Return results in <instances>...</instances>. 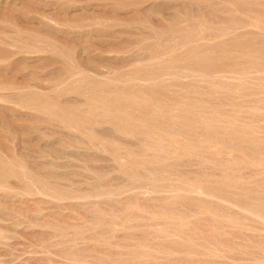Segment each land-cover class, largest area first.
I'll return each instance as SVG.
<instances>
[{
  "label": "bare ground",
  "instance_id": "6f19581e",
  "mask_svg": "<svg viewBox=\"0 0 264 264\" xmlns=\"http://www.w3.org/2000/svg\"><path fill=\"white\" fill-rule=\"evenodd\" d=\"M23 1L25 2V0H0V4H4V5L10 4L12 7H14V9L19 10L23 8V6L21 5ZM31 1L33 3H36V7L33 8L32 5L33 3L31 2L32 7L27 8L24 6V8L32 10V12L33 11L36 12L37 14L35 18L38 20V23H40L36 25H38V27L39 25H43V28L44 27L48 28L47 29L48 31L51 29L52 30L58 29L57 30L58 32L60 29L62 30L69 29V31L70 30L76 32L78 31L77 33L79 34L80 30L82 31L84 29H89L87 31H91V30L94 31V28L95 30H97L98 28L100 29L107 27L109 28L111 26L113 28V25H117V26L123 25V27L134 25L136 28V25L139 26L137 24L138 20L140 21L143 18L142 20L143 22L145 18L149 16L158 17V20L155 19L156 22L153 21V23L155 22L161 26L165 24L166 26L164 27L160 26L162 29L155 30L153 32L154 34L152 33L148 34V35L152 34L149 38L148 36H146V38L148 39L151 38V43L145 46L143 45L145 54L138 55L136 58H134L133 59L134 62L130 63L131 66L130 68L129 67L124 68L125 67L124 66L123 67L124 72L121 71L120 69L119 70L110 69V72L106 70V72L104 73L98 75H92L93 77H95V79H93V77H88L91 75H88V71H89L88 67L87 68L84 67L86 65L82 66L83 61L82 63H80V60L78 59L77 60L79 62L72 61L73 60L72 57H74V55L76 56V54L70 57L72 64L71 65L67 64L68 68L69 66H71L70 69L67 70L68 72L64 74L63 69L61 68L62 69L61 72L63 73L58 72L59 75L57 76V78L54 77L55 79L53 81L51 80L52 82L50 81L51 83L50 87L49 88L47 87V89L46 88L42 89L44 87H41V89L37 88L35 85H32L31 84L32 82L30 81L29 82L27 81L23 82L22 80L19 81L17 77H19L20 74L17 73L15 74L17 66L13 67L14 70L12 69L14 71V74L18 75L17 77L15 75L11 77H7L6 76L7 74L6 73L4 74L3 72V75H5L6 77L4 76L3 78H0V110H1L0 112L1 113L3 110L5 114H7V116L14 117L15 119L18 118L23 122L34 121V119L41 121L43 120V118L49 119V121L47 122H51L53 125L57 127V129L58 128L59 129L61 128V130L66 129L67 131H65V133L70 132L71 134L74 135V137L78 138L79 141H82L83 142L82 146L87 150H89L88 152L93 153L94 151L92 155L95 160L104 162L103 164L104 166L105 163L110 164L109 166L111 167L108 168V171H105L102 176H99V178L104 176L105 178L114 176L115 177L114 179H118L120 180V182H118L117 184L115 183L113 185L111 181L106 180L104 181L105 183L106 182L111 183V184L107 183L108 185H105L108 187H104V186L98 187L100 185L99 180L97 181L95 178L93 182V179L91 177L86 179L87 180L92 179V182L94 184L97 181L98 186L97 184H95L97 187L94 184H93L94 186L93 185L91 186L92 182H89L91 181L89 180L88 184L87 182L84 184L86 186L88 185L87 187L85 186L86 187L85 190H84V186H80L82 188H79V185H76L78 187L70 188V189H61L60 187L57 189L56 188L52 189L49 181H52L51 184L53 186L55 182H58L57 181L58 177H56V180H54L55 178H53L54 181L53 180L46 181L47 180L46 177L41 176L42 173L40 175L36 173V171H34L36 167L35 168L32 167V164L30 165L24 159V157L23 158L21 157L23 155L20 154L19 150H21L23 147L21 146L22 147L21 149L18 148L16 149V146L13 145L14 152H11L9 150L12 153V155L7 154L9 152H7L8 150L6 151L7 152L6 154L10 157L6 158L2 156V154L0 153V195L8 196L9 198L12 197V199L13 197L17 196V200H19V196H21L20 198L22 199V196L28 195L31 197L32 195H34V196H38L37 197L38 199L41 197L43 199L42 201L45 200L44 201L45 203L46 202L48 203L49 201H51L52 203H57V201H59L60 204H63L64 202L65 203L72 202L74 203L73 204L74 208H75V204L76 205L78 204L77 206L81 207V205L84 206L86 204L87 205L93 204V202H99V204H101L100 206H102L105 202L108 204L109 202L112 203L113 201L114 206L116 205L115 207L109 204L111 207L113 206L112 208L109 209V205H107L108 206L107 207L106 203L105 205L102 206L104 210L107 207L106 208L107 210H105L106 212L112 210L113 208L116 209V207L119 205V203L117 205L116 202L119 201L122 202L123 200H127V203L123 201L124 203L127 204V206L122 202L123 203L121 204L122 207L126 206L127 208H133V212H136L135 211L136 209L137 210L141 209V211H144V213L142 212L139 214L133 213L131 209H130L131 213H129L130 211H127L129 210L127 209L126 211L128 213L126 212V215L122 216L121 214L119 215L118 212L119 210H123L124 207L122 208L121 206H119L117 207L118 211L115 210L117 213L113 210L117 214L116 218L119 216L120 218L145 217L147 219H151L152 221L149 220L148 222L147 221L143 222L144 219H142L143 221H141V223L139 221L140 224H138V220L141 219L137 218L138 219L136 222L137 224H131L133 222H129V224H126V222L128 221L126 222L124 221L130 220L129 218L128 219L124 218V221L121 218L122 220L121 222L120 220L116 221V219H114L115 221L109 222L107 219L103 220V216L105 215L104 211H103L104 215L103 216L100 215L102 221H106V222L108 221L110 223L109 226L112 229H109L108 227L106 228L112 230L111 232L115 231L113 229H118V228L126 229V227H128V231L130 232L136 229L138 230V228L146 229V231L148 230L150 231V232L148 231V233L146 232L143 234V232H145L144 230L142 234L139 232L140 235L134 232L131 233V235H129L130 232H125L129 234L122 233V236L126 238V235H128L129 238L128 237L126 238L128 241L123 242L125 239L123 240L121 238L120 240V238H118L117 236H116L117 240L119 239L118 241H120L119 243L117 240H116L117 243L113 240L110 241V242L113 241L112 243L115 242L117 247L123 246L128 248V251L126 250L127 253H125V255H128V257L124 256L123 264L125 263L126 264H264V0H31ZM10 5L9 7H11ZM50 6L51 8L52 7L55 8L54 10L58 8L61 11H64L65 14H67L66 16L68 15L70 16L71 14L70 12H73V14L71 17L66 18L65 20L62 19L60 20L52 17L51 14H46L45 12H40L38 10V8L43 9V7L49 8ZM6 7L8 8V6ZM182 7L189 10L190 12L189 11L185 13L179 12V9ZM27 9H25V13ZM58 9H57V13H59L60 11V10L58 11ZM96 11L102 12V14L98 12L96 13ZM121 11L125 13L122 14ZM10 12L12 13L14 11L10 10ZM83 12L88 13L86 14L87 16L84 15H82L84 17H80L79 15L77 16V14ZM18 13L20 12H17L16 16L19 17L20 15H18ZM106 13H111V15L113 14L114 16L107 15ZM130 13L134 14V16L132 15L133 18L131 16H130L131 18H129ZM1 14L2 16H0V25H2L3 27L0 26L1 27L0 50H3L5 48L6 51L9 52L8 54L13 55L14 58L18 56L24 62L25 60L27 62V60L29 59L37 61L38 59H34V57L38 58L37 56L52 52L56 53L57 55H63L61 53L62 48H60V46L58 45V41L56 40L57 41L56 42L53 36L51 38L48 37L49 35L47 36L44 33L45 32L44 30H46V28L43 30L44 32L41 30L44 34L40 32H34L31 30L29 31V29L28 31L22 30L21 29L22 27L20 28V25L18 24L14 25L13 23H10L11 21L6 19V17L3 18V13ZM148 20L150 19L148 18ZM30 23L31 21L28 23V25ZM18 28L21 30V32L26 31L27 35L23 36L24 33L23 34L20 33V30ZM69 31L67 32L65 31V32L68 33ZM117 31L118 30H116L115 32ZM52 32L54 33V31ZM69 34L72 33L69 32ZM61 36L64 37V35ZM113 37L114 36H112V38ZM51 39H54V42L59 46L58 49L60 51L53 43L55 46L54 49V46L51 43L53 42V40ZM68 41H70V39ZM124 41L125 39L123 40V42ZM135 46L137 47L138 45L135 44ZM117 47L119 48V46ZM137 48L139 50L141 49L139 47ZM73 49L75 48L73 47ZM136 49L135 51H137ZM121 50L122 49L120 48L119 50L118 49L108 50L109 54L107 56H109V58H111L112 60L110 61V59L108 58L109 61L114 63V61L116 62L117 59L121 60L122 58H120V56L124 55L122 54L123 53L122 51L124 49L122 51ZM140 52H141L140 54L143 53V51L141 50ZM125 55L123 57H125ZM5 56H0V68H3L8 63L10 64V62L6 63L7 58H5ZM42 57L40 59H42ZM47 57L50 58V56ZM9 58L11 59V57ZM44 59L45 58L43 57V60L41 61H44ZM50 59L52 61L53 59L56 60V56L54 58L51 57ZM66 61L67 63L69 62L68 59H66L65 61L61 60V62H65V63ZM53 62L51 64L56 65V63L59 64L60 61L59 62L53 61ZM125 63L127 64V62ZM21 64H19V66ZM35 64L36 62L34 63V65ZM14 65L17 64L15 63ZM6 68L7 67H5V69ZM26 68L28 67H25L23 69ZM120 68L122 69V67ZM59 69L57 68V70ZM57 70L56 71L54 70L55 71L54 73H57ZM8 71H10V69ZM25 74L27 76L29 75L30 77V73L29 74L25 73ZM1 75H2V71H1ZM66 93L74 94V97L72 96L71 98L65 99V96L68 95ZM2 122L4 121H1V123ZM0 127H2L3 129V124H1ZM6 127L7 126H5L4 129H7L9 131L10 128L8 129ZM34 127L35 126H33V128ZM51 129L53 128H50V130ZM8 131L7 133L10 132ZM58 133H61V135H63L61 131L60 132L58 131ZM71 134L70 137H72ZM43 135L46 137L47 133ZM44 136H43V140L45 139ZM18 137H20V135ZM10 138L11 135L9 136V138H7V140L10 141L9 140ZM12 138L16 140V136ZM59 141H61V139ZM65 141L69 142L67 140ZM47 142H48V136H47ZM10 143H8L7 145L12 146L13 143L15 144L17 143V140L16 142L13 141L12 144ZM58 143L59 142L57 141V144ZM71 143H69V146ZM74 143L77 144L78 142H74ZM2 146L3 145H1V147ZM8 146L7 148L13 149L10 146L9 147ZM76 146L77 145H75L74 147L76 148ZM45 147L43 149H45ZM51 147L52 146H50V148ZM66 147L68 148V146ZM79 147H81V145ZM22 151L23 150H21V152ZM52 153L53 152L50 151V156H51V157L49 156L51 158L50 160H53L52 158L56 157L54 153L52 157L51 155ZM66 153L67 151L64 152V154ZM95 153L98 155V158L94 157ZM43 154H41L40 156L43 157L42 156ZM46 154L49 155L48 152ZM81 154L84 153L82 152ZM70 156L72 155L70 154ZM56 158L58 159V157ZM73 158L76 159L77 157H72V159ZM87 158L89 160V158H92V156H88ZM63 159H67V158H63ZM77 159L80 160V157H78ZM94 159H91L92 162ZM85 161L87 160L85 159ZM47 162L45 163L49 164L48 160ZM85 163H80V166L81 164H85ZM98 163L99 162H97L96 166L99 167L100 164L98 165ZM51 164L55 165L54 163H50V166ZM56 164L58 166V163ZM59 164H63V163H59ZM66 164H64V166ZM86 164L91 165V163H86ZM44 165H45L44 168H46V166H49L46 164ZM83 166H81V168ZM30 167L34 169L32 170ZM95 167H91L92 170L90 171L93 172L94 175L96 174V172L94 171ZM102 168H98L97 170L99 169L101 170ZM38 172L40 173V171ZM75 172L77 175L78 171L75 170ZM46 173L47 172L43 173V175L47 176ZM11 177L13 178L16 177L19 179V181L23 183L22 185H19L21 184V182H19L18 184L19 187L22 186L21 187L22 189L21 188L16 189V184L18 182L14 184L11 181L15 187H13L11 183L10 184L8 183L9 180L8 178ZM86 179H84V181ZM67 184L69 185L70 183L67 182ZM102 184L104 183H101V186ZM57 186H59V184ZM54 187H56L55 184ZM4 199L6 198L4 197ZM26 199H28V197ZM32 199L30 198V200ZM5 201L3 203H5ZM39 201H41V199H39ZM59 202L58 205L56 204L57 206L55 205V208L56 207L61 208L62 205L59 206ZM4 205L6 207V203ZM46 206L47 207L45 206L43 207V209L47 208L46 211L50 207L55 209L51 205L49 207L48 205ZM65 206L66 204H64V208ZM84 207H85L84 209L87 208L86 206ZM89 208L92 209V206ZM89 208H87L86 211L91 210ZM38 209L39 207L36 210ZM68 209L70 210L69 207ZM84 209L82 212H84ZM41 211L42 208L39 209L38 212ZM72 211L74 212L73 208ZM52 212L55 213V211L51 210V213ZM85 212L81 213L80 211V214H85ZM7 213L8 215L12 214L6 211V214ZM75 213L76 210L74 214ZM110 213L113 215L112 212L109 213L107 212L106 214L110 216L111 215ZM115 213H114V217L116 215ZM120 213H122V211ZM2 214L0 213V215ZM38 214L40 213H37L36 215ZM92 214H86V215L92 216ZM69 215L70 213L68 214L69 219L68 218L67 219L70 221ZM75 215L78 216L79 212L77 211ZM93 215L95 217V214ZM52 216L54 215L52 214ZM83 216L84 215H82L81 217ZM33 217L31 218L32 220ZM59 217L60 215H58V218ZM188 217H194V218L199 217V219L201 218V220L204 217V220L206 219L208 220V222H212L211 224L209 223L210 225H213L214 224L213 221L215 220L214 221L215 224L216 221L217 224L218 222H220V224L217 226V227L220 226V228L224 226L226 227L230 226L229 228H231V226L232 228L233 227L244 228L245 231H247V233L251 232V235L254 234L253 236L259 235L260 238L258 237L257 238L258 241H257L256 239H254L256 237L251 236L250 233L248 234V237L241 236V238H243L242 240L248 241V243L246 241L245 243L241 241L239 242V245L237 244L238 246L243 244L241 245L243 248L240 249V252L243 256L240 255L239 258L238 253L236 252L237 255L235 254L236 255L235 258H232V255L229 253V251H227L228 248L233 247L231 245L229 247V244L231 243L232 240L230 241L228 236L226 238L227 241L228 240L230 241V243L229 241L227 243L225 242L226 238L225 241L222 242L221 240L222 238H224V236L216 237L215 233L217 235L218 234L223 235V234L219 233L218 230H215V228L217 229V227L210 228L211 226L210 227L208 226L210 229H208V227L207 229L210 231V233L211 230L213 229V232L210 235H207L209 234L207 233L206 230V223L207 225H209L208 222L202 221L203 223L205 222V229H204L202 228L204 224L203 223H202L203 225L201 224V220L200 222H198L199 220L193 219L196 222H198L197 225L201 226L199 230L201 231L204 229L206 230L207 233V234L205 233V236L207 237L201 238V241L197 240L199 239L200 237L199 235L201 233L204 235L203 233L204 231L200 233V231H198L196 227H195L196 229H194V226L192 227V225L193 224L196 225L195 222L188 224L190 222L187 220L191 219ZM207 217H210V219L212 218L211 221ZM86 218L87 216L85 217V219ZM42 219L44 220V218ZM87 219L85 221L91 220L92 218L89 217V219L88 220ZM28 220L25 219L24 221L23 219L20 220V222L22 221L24 223L26 221L28 222ZM36 220H38L37 223L40 221V219H36ZM36 220L33 221L35 222ZM71 220H75V219L73 218ZM33 221L32 223L34 224ZM97 221L98 220H96L95 223H93L92 221V223L95 224L96 226H99V224H97L98 223ZM157 221H162V223ZM20 222L19 224L22 223ZM47 222H44V224ZM53 222L55 221L51 220L50 224L52 225ZM74 222H76L77 224V220ZM80 222L82 223L81 220ZM221 222L223 224L227 223L228 226L227 224L223 226ZM41 223L43 224L42 221ZM24 224L22 225L25 228H27L28 225L25 224L26 225L25 226ZM65 224L67 223H64V225ZM88 224L91 223H87V226ZM58 225H59L58 223L57 225L55 224L54 228L55 226ZM64 225L61 227H64ZM95 225L92 227L95 228L96 227ZM29 226L31 227L32 224L31 225L29 224ZM67 226H69V224ZM85 226L86 224L84 225V227ZM102 226H104V224ZM188 226L189 229H187V231H184V228ZM92 227H89L91 228L89 230H92ZM191 227L193 228L192 232L190 231ZM106 228L103 227V230L105 229L104 232H102L103 230L98 232L97 228H95L96 231L95 233L93 232L94 235L93 234L92 235L95 236L97 235V233H99L100 236L103 233L102 237H104V239L106 237L108 238L109 236H111V234L106 230ZM46 229H47L46 231H42L43 230L42 227L41 232L39 234L43 232L42 233L43 236L44 233L48 234V233H53L55 231L53 230L52 232H48L49 228L47 226ZM64 229L65 228L62 229V232L64 233H61V230L59 231L61 233V236L63 237L67 236L68 235L67 233L70 231L66 229L67 232H65L63 231ZM81 229L85 231L84 228ZM86 229H87L86 232L89 231L88 228ZM228 229L225 230L226 231L225 233L227 232L230 233ZM83 230H81L82 234L85 233ZM230 230L235 231L236 229L233 228ZM241 230L242 229H240L239 231L236 230L235 232L231 231V233H233V235L235 236H237L238 234L239 237L242 233L243 234L245 233V235H247L246 232H243L244 230H242V232ZM75 231L76 234H74L75 232L72 233V235L74 234L72 238L70 236L71 231L69 232L70 233L69 238L75 243H77V245L73 244V246L75 245V247H78V243L80 241H76L75 239L76 237L78 238L80 237L81 231L79 230H75ZM106 231L108 232L107 234L108 236L105 237L104 234L107 233ZM220 231L222 232V230ZM38 232L34 233L30 231L32 235L28 233L27 235L30 236V238L31 236H34L33 233L39 236ZM54 233L56 234L57 232ZM115 233L117 234L118 232ZM115 233L113 234L116 235ZM6 234L4 233V230L3 232L2 230H0L1 244H3V242L6 241L4 239H6L7 237L13 240L14 237L12 238V236H8ZM10 234H15V233H10ZM55 234L54 235L51 234V235H53L56 239L58 238L61 239V236L59 237L58 233H57L58 236L57 235L55 236ZM75 235L77 236L75 237ZM22 236H25V233ZM37 236L34 237L38 239L39 237ZM49 236L46 235L45 238L46 237L48 238ZM83 236L84 234L81 235L79 240L81 238H82L81 240L86 239V237L84 238ZM16 237L17 236H15V238ZM54 237L50 236L49 238L52 241ZM114 237L111 238L114 239ZM165 237L168 238L167 240L169 241L165 240L166 239ZM251 237H253L252 239L254 240H252ZM43 238L44 237H42V239ZM91 238L92 236L89 237L87 241ZM95 238L97 239V236H95ZM231 238L234 239V237ZM1 239L3 240V242L1 241ZM35 239L33 238L29 241L34 243ZM102 239H101V243L103 241ZM64 240L66 242V238L65 239L62 238L60 242ZM106 240L107 239H105L104 242ZM163 240L169 243L164 242ZM36 241H35L36 244L34 243L35 245H37L38 243L41 244L45 242V239L43 242H39L41 241L40 238ZM49 241L50 240L47 241L48 243L47 242L44 243L43 246H46L47 244H48L47 246L54 245V243L56 242V241L55 242L52 241L53 243L51 244V242ZM72 241L71 244L73 243ZM97 241H95V245ZM24 242L25 244L27 243L26 238ZM58 242L59 241H57V243L54 245L58 247L53 246L56 249L55 251H51L50 246L48 248L52 252L51 257H54L53 253L54 255L55 254L57 255L58 253L60 254L59 256H62L61 258H64L65 261L61 260V263L62 262L66 263V260L67 262H70V264L76 262L78 263V260L83 261L85 264L87 263L93 264L95 262L93 261L92 263V260L95 259L94 257L91 256H89L91 257V259H89L88 257L81 258L80 255L85 256L86 254L84 255L82 251L80 252L79 248L78 249L69 248V247H73L70 244H69L70 246L68 247L69 249H67V251L63 250V252H61L62 249L57 250V248H59ZM84 242H82L83 245H85ZM92 242H89V244H91ZM99 242L97 243L98 246H99ZM106 242H108V240ZM235 242H238V240ZM33 243L31 245L32 248H29L31 249V252L33 251L32 254H34V251L39 250L36 247L35 250L33 249L34 248ZM110 244L111 243H109L108 246L106 247L108 248ZM86 245H88V243ZM241 246L239 248H241ZM27 247L24 249L29 251ZM39 247L42 246L40 245ZM91 247H94V249H96V247L94 245L92 246V244ZM91 247H89V249H92ZM244 247L246 250H243ZM21 248L23 249V247ZM101 248H103V245L101 246ZM248 248L249 249L251 248V250L247 251ZM45 249L46 248H43V250L41 249L42 253L43 254L46 253L48 254L47 256H49L51 252ZM106 249L104 248V251L107 252L108 250ZM113 249L114 248L111 249L112 251L110 250L109 251L113 252V255H116L118 253V250L116 251L114 249L113 251ZM121 249L122 248H120L121 253L122 252L124 253L125 252L123 251L124 249L122 250ZM237 249L238 248H235V250ZM101 251L104 252L102 249ZM109 251L107 253H109ZM36 252H38V254L40 253L39 256L42 254L39 251ZM23 253L25 254V252ZM121 253L118 254L120 255ZM7 254L13 255L14 253H10V254L7 253ZM21 254L22 253L20 252L19 255ZM36 254L37 253L31 255L30 257L34 261L37 260V257H35ZM38 254L36 256H38ZM46 254H45V258H47L46 262L48 264L51 263L50 261L51 259L56 264L57 262H59L60 258H58L57 261L54 258L46 257ZM24 256L22 254L21 259H23ZM28 256L30 255H27L26 257ZM32 256H34L36 259L32 258ZM26 257L24 258L26 259ZM42 257L44 256L42 255ZM8 258L10 257L8 256ZM31 259H27V260H30L31 262ZM39 259L41 260V257H39L38 260ZM106 259L104 260L105 262ZM43 260L44 258L42 259V261ZM13 261H14V257H13ZM16 261L17 260H15V262ZM104 261L102 260V263ZM10 262H12V260L9 261L8 264ZM21 262H23L22 264H25L23 260H21ZM28 262L29 261H27V263ZM37 262H35V264H39ZM43 262H41V264ZM46 262H44L43 264H47ZM118 262L121 263V261ZM61 263L59 262V264ZM114 263L116 264V262Z\"/></svg>",
  "mask_w": 264,
  "mask_h": 264
},
{
  "label": "rangeland",
  "instance_id": "374dc122",
  "mask_svg": "<svg viewBox=\"0 0 264 264\" xmlns=\"http://www.w3.org/2000/svg\"><path fill=\"white\" fill-rule=\"evenodd\" d=\"M27 2H28V4H27ZM30 2V3H29ZM32 1L31 0H25V2L23 1L22 2V6H23V8H24V6L25 7H32L31 6V4L33 3H31ZM30 4V5H29ZM9 5L10 4H7V5H4V4H0V16H2V14L1 13H3V18H5L6 17V19H8V20H10L11 22L10 23H13L14 25H16V24H18V25H20V28L22 29V30H27L28 31V29H29V31L31 30V31H34V32H40V33H43L44 31V33L48 36V37H51L52 38V36H53V38L55 39V41L57 40L58 41V45L60 46V48H62L61 50H62V54L63 55H57L56 53H48V54H43V55H40L41 57L43 56L45 59H44V61H41V60H43V57H42V59H40L41 57L40 56H37L38 58H36V57H34V59H38L37 61H39V62H37L36 60H32V59H29V60H27V62H26V60H25V62L24 61H22L21 60V58L20 57H15L14 58V56L13 55H11V54H8L9 52L8 51H6V49L4 50L3 48H1V49H3V50H0V56H5V58H7V62L6 63H8V62H10V64L8 63L6 66H4L3 68H0V78H3L5 75H3V72H4V74L6 73L7 75V77H11V76H14L16 73L17 74H20L19 75V77H17L18 75H15L16 77H17V79L19 80V81H27V82H32L31 84L32 85H35L37 88H40L41 89V87H44V88H42V89H47V87L49 88L50 87V81L52 80H54L55 78L54 77H56L57 78V76L59 75V73H63L64 72V74L66 73V72H68L67 70H69L70 69V67L71 66H69V68H68V65H71L72 64V62H71V56H73L74 54H76V56L74 55V57H72V61L73 62H79L78 60H80V63H82V61H83V63H82V66L83 65H86V66H84V67H88V75H91V76H88V77H93L92 75H98V74H101V73H104V72H106V70H108L109 72H110V69L111 70H121V71H123L124 72V69H123V67L124 68H130L131 66H130V63H133L134 61H133V59L134 58H136L138 55H144L145 53H144V46L145 45H147V44H150L151 43V38L150 39H148L152 34H154L153 32L155 31V30H157V29H162L161 27H164V26H166L165 24H163L162 26L161 25H159V24H157V23H155L156 22V20H158V17H156V16H149V17H146L145 18V20L142 22V20H143V18L139 21L138 20V25L140 26H137L136 25V28H135V26L134 25H132V26H124L123 27V25L121 26V25H119V26H121V27H119V26H117V25H113V28H112V26L111 27H107V28H102V29H100V28H96L97 30H95V28H94V31L93 30H91V31H87V30H89V29H84V30H80V32H79V34L76 32V31H72V30H70L69 31V29H60L58 32H57V30L58 29H51V30H47L48 28H46V27H44L43 28V25H39V27H38V25H36V24H40V23H38V20L35 18V16H36V12H32V10H29V9H27V8H21V9H19V10H17V9H14V7H12L11 5V7H9ZM33 5V8L34 7H36V3H33L32 4ZM4 6H5V9H4ZM6 6H8V8L6 7ZM2 7V8H1ZM7 8V9H6ZM47 8L48 7H46V8H44L43 7V9H39L38 8V10L40 11V12H45L46 14H51V16L52 17H54V18H57V19H62V20H65L66 18H69V17H71L72 16V14H73V12H70L69 14H70V16L68 15V16H66L67 14H65V12L64 11H61L60 9H58V11H59V13H57V9L56 10H54L55 8H51V6L48 8V10H47ZM50 8H51V11H50ZM184 7H182V8H180L179 9V12H182V13H185V12H188L189 10H187V9H183ZM9 9V10H8ZM23 9V10H22ZM25 9H27V11H26V13H25ZM37 9V8H36ZM182 9V10H181ZM10 10H12V11H14V12H10ZM52 10H54V11H52ZM10 12V13H9ZM17 12H20V13H18V15H20L19 17L18 16H16L17 14ZM28 12V13H27ZM29 12H31V13H29ZM47 12H49V13H47ZM55 12V13H54ZM101 13L102 14V12H99V11H96V13ZM190 12V11H189ZM13 13H15V14H13ZM57 13V14H56ZM121 13L123 14V13H125V12H123V11H121ZM6 14V15H5ZM24 14V15H23ZM55 14H56V16H55ZM86 14H88V13H86V12H83V13H79V14H77V16L79 15L80 17H84V16H87ZM107 15H110V16H114L113 14L111 15V13H106ZM105 14V15H106ZM22 15V16H21ZM82 15H84V16H82ZM90 15V14H89ZM129 15V14H128ZM132 15L134 16V14H131L130 13V15H129V18H131L132 17ZM74 16V15H73ZM127 16V15H126ZM131 16V17H130ZM14 17V18H13ZM22 17V18H21ZM24 17V18H23ZM60 17V18H59ZM153 17V18H152ZM27 18V19H26ZM133 18V17H132ZM148 18L150 19V20H148ZM16 19V20H15ZM21 19V20H20ZM29 19H30V21H31V25L29 24L28 25V23L30 22L29 21ZM154 19V20H153ZM156 19V20H155ZM18 20V21H17ZM23 20V21H22ZM25 20V21H24ZM27 20V21H26ZM148 20V21H147ZM20 21V22H19ZM22 21V22H21ZM153 21H155L154 23H153ZM26 24H25V23ZM34 22V23H33ZM149 22H151V23H149ZM33 23V24H32ZM141 23V24H140ZM144 24V25H143ZM21 25H23V26H21ZM152 25H154V26H156V27H154V26H152ZM1 27H3L2 25H0ZM38 27V29H37V27ZM42 26V27H41ZM117 27V28H115V27ZM146 26V27H145ZM158 26H159V28H158ZM161 26V27H160ZM1 27H0V30H1ZM27 27V28H26ZM123 27V28H122ZM152 29H151V28ZM25 28V29H24ZM39 28H40V30H39ZM43 28V29H42ZM46 28V30H47V32H46V30H44ZM112 28V29H111ZM138 28V29H137ZM19 29V28H18ZM120 29H122V30H120ZM145 29V30H144ZM148 29V30H147ZM149 29H151V30H149ZM20 30V29H19ZM43 32H42V31ZM116 30H118L117 32H115ZM124 30V31H123ZM52 31H54V33L52 32ZM55 31H56V33H55ZM64 31V32H63ZM67 31H69L70 33H72V34H69V32L68 33H66ZM72 31V32H71ZM84 31V32H83ZM86 31V32H85ZM122 31V32H121ZM63 32V33H62ZM76 32V33H75ZM94 32V33H93ZM120 32H121V34H120ZM141 34H140V33ZM20 33H24L23 34V36H26L27 34H26V31H23V32H21V30H20ZM43 33V34H44ZM53 33V34H52ZM98 33V34H97ZM138 33V34H137ZM150 33H152L151 35H148V34H150ZM60 34V35H59ZM99 34H101V35H99ZM116 36L115 38L113 37L112 38V36ZM59 35V36H58ZM61 35H64V37L63 36H61ZM126 35V36H125ZM94 36V37H93ZM97 36V37H96ZM146 36H148V38H146ZM62 37V38H61ZM92 37V38H91ZM108 37V38H107ZM140 37H141V39H140ZM145 37V38H144ZM85 38V39H84ZM110 38V39H109ZM54 39H51V40H53V42H51L52 44L54 43L55 44V42H54ZM64 39V40H63ZM70 39V41H71V43H70V41H68ZM75 39V40H74ZM125 39V41L123 42V40ZM137 39V40H136ZM146 39H148V40H146ZM67 40V41H66ZM81 40V41H80ZM56 41V42H57ZM78 41V42H77ZM114 41H116V42H114ZM122 42V43H120V42ZM140 41V42H139ZM143 41V42H142ZM117 42H119V43H117ZM139 42V43H138ZM60 43V44H59ZM144 43V44H143ZM51 44V45H52ZM54 44H53V46H54ZM64 44V45H63ZM123 44V45H122ZM135 44L136 45H138L137 47H139V48H141L140 50L141 51H143V53L142 54H140L141 52H140V50L135 46ZM140 44V45H139ZM56 45V47H57V49H58V45L57 44H55ZM144 45V46H143ZM69 46V47H68ZM77 46V47H76ZM112 46V47H111ZM117 46H119V48L120 49H124L122 52V54H126L125 55V57H123L124 55H122V56H120V58H122L121 60H119V59H117L116 60V62H118V63H116L114 60V63L113 62H110V61H112L111 60V58H109V56H107L108 54H109V52H108V50H110V49H118L119 50V48L117 47ZM122 46V47H121ZM129 46V47H128ZM140 46H143V47H140ZM73 47L75 48V49H73ZM83 47V48H82ZM110 47V48H109ZM126 48V49H125ZM137 48V49H136ZM54 49H55V46H54ZM73 51H72V50ZM77 49V50H76ZM97 49H98V51H97ZM106 49H107V51H106ZM132 49V50H131ZM135 49L137 50V51H135ZM59 50V49H58ZM102 50V51H101ZM127 50V51H126ZM129 50H131V51H129ZM134 50V51H133ZM2 51V52H1ZM4 51V52H3ZM60 51V50H59ZM65 51V52H64ZM67 51V52H66ZM92 51V52H91ZM101 51V52H100ZM103 51H105V52H103ZM125 51V52H124ZM127 52H128V54H127ZM134 52V53H133ZM101 53V54H100ZM103 53V54H102ZM136 53H137V55H136ZM148 53V52H147ZM146 53V54H147ZM96 54V55H95ZM130 54V55H129ZM134 54V55H133ZM7 55H8V57H7ZM53 55H54V57L56 56V60L55 59H53V61H55V62H61V60L63 61H65L66 59H68V63H67V61H66V63L65 62H59V64L58 63H56V65H53V64H51L53 61L50 59L51 57L52 58H54L53 57ZM85 55V56H84ZM47 56H50V58L49 57H47ZM65 56H66V58H65ZM9 57H11V59L9 58ZM40 57V58H39ZM76 57V58H75ZM14 58V59H13ZM70 58V59H69ZM81 58V59H80ZM84 58V59H83ZM110 59V61H109V59ZM13 59V60H12ZM47 59V60H46ZM61 59V60H60ZM78 59V60H77ZM100 59V60H99ZM105 59V60H104ZM108 59V60H107ZM11 60V61H10ZM19 60V61H18ZM33 61V63H32V61ZM47 61V63H46V61ZM49 60V61H48ZM58 60V61H57ZM123 60V61H122ZM124 60H125V62H127V64L124 62ZM14 61V62H13ZM21 61V62H20ZM29 61H31V62H29ZM52 61V62H51ZM108 61V62H107ZM121 61V62H120ZM130 61V62H129ZM15 64H17V65H14L13 63ZM20 62V63H19ZM31 64H29V63ZM36 62V64L34 65V63ZM51 62V63H50ZM22 63V64H21ZM28 63V64H27ZM54 63V62H53ZM120 63V64H119ZM124 63V64H123ZM129 63V64H128ZM13 64V65H12ZM19 64H21L20 66H19ZM27 64V65H26ZM33 64V65H32ZM55 64V63H54ZM68 64V65H67ZM114 64V65H113ZM118 64V65H117ZM126 64V65H125ZM52 65V66H51ZM89 65V66H88ZM107 65V66H106ZM15 66H17L16 67V71H15V74H14V69H13V67H15ZM110 66V67H109ZM5 67H7L6 69H10V71H11V73H10V71H8V70H6L5 69ZM25 68V67H28V68H26V69H23V68ZM56 67V68H55ZM120 67H122V69L120 68ZM57 68L59 69V70H57ZM63 69V72H61V70ZM89 68H91V69H89ZM2 69V70H1ZM18 69H19V71L21 72H19L18 71ZM22 69H23V71H22ZM32 70V71H31ZM57 70V73H54L55 71ZM1 71H2V75H1ZM5 71H8V72H5ZM27 71V72H26ZM33 73H31V72ZM53 71V72H52ZM97 71V72H96ZM99 71V72H98ZM121 71H119V72H121ZM27 73V74H29L30 73V77H29V75L27 76L25 73ZM59 72V73H58ZM97 74H96V73ZM10 73V74H9ZM13 73V74H12ZM21 74H22V76H21ZM50 74H52V75H50ZM8 75H10V76H8ZM24 75V76H23ZM60 75H62V74H60ZM2 76V77H1ZM5 76V77H6ZM25 76H26V79H25ZM23 79H22V78ZM28 77V78H27ZM21 78V79H20ZM53 78V79H52ZM92 79V78H91ZM93 79H95V77H93ZM51 81V82H52ZM37 84V85H36ZM42 84V85H41ZM39 85V86H38ZM66 94H68V95H70V96H68V95H66L65 96V99L66 98H71L72 96L74 97V94H69V93H66ZM1 111V110H0ZM4 113V114H3ZM3 114V115H2ZM5 118V119H4ZM11 119V120H8V119ZM12 119H14V120H12ZM43 120H45V121H43ZM43 122L41 121V120H36V119H34V121H27V122H23V121H21V120H19L18 118H14V117H9V116H7V114H5V112L2 110V113L0 112V126H1V124H3V129H2V127H0V142H1V145H3L2 147H1V145H0V153L2 154V156H4V157H6V158H8V157H10V156H8L7 154H10V155H12V153L11 152H14V148H13V145H15L16 146V149L18 148V149H21L22 147V149L21 150H23L22 152H21V150H19L20 151V154L21 155H23V156H21L22 158L24 157V159L31 165L32 164V167H36V169H34V168H31L32 170L34 169V171H36V173H38V174H40L41 175V173H42V177L44 176V177H46V181H49V180H53V178H55L54 180H56V177H58L57 179V181L59 182H53L54 184H55V186L56 187H54V184H53V186H52V181H49L50 182V185H51V188L52 189H57V188H61V189H70V188H75V187H78V186H76V185H79V188H82V187H80V186H84V190L86 189V187L88 186H86V185H84L86 182H87V184H88V181L89 180H91V181H89V182H92V179H93V182H94V179L96 178V180L98 181L99 180V186H98V184H97V181L95 182V184H97V186L98 187H108V186H105V185H108L109 183L108 182H104V181H106V180H109V181H111L112 183H113V185L116 183H118V182H120V180H118V179H114L115 177L114 176H111V177H107V178H105V176L104 177H100L99 178V176H102L103 175V173L105 172V171H108V168H110L111 166H109L110 164L109 163H105V166L103 165L104 164V162H101V161H97V160H95L94 158H93V153H94V151L93 150H91V151H93V153L92 152H88L89 150H87L86 148H84L83 146H82V144H83V142L82 141H79V139L78 138H76V137H74V135L73 134H71L70 132L69 133H65V131H67L66 129H62L61 130V128L59 129H57V127L55 126V125H53L51 122H47V121H49V119H45V118H43ZM1 121H4V122H2L1 123ZM6 121V122H5ZM8 121V122H7ZM18 121V122H17ZM21 121V122H20ZM38 121V122H37ZM39 121H41V122H39ZM23 122V123H22ZM45 122V123H44ZM7 124V125H5V124ZM26 123V124H25ZM30 123V124H29ZM36 123V124H35ZM48 123H50V124H48ZM10 124H11V126H10ZM40 124V125H39ZM46 124H48V125H46ZM9 125V126H8ZM30 125H31V127H30ZM50 125V126H49ZM53 125V126H52ZM5 126H7L6 128H10V129H12V130H10L9 129V131L7 130V129H4V127ZM13 126V127H12ZM33 126H35L34 128H33ZM48 126V127H47ZM36 127H38V128H36ZM29 128V129H28ZM36 128V129H35ZM49 128V129H48ZM50 128H53V129H51L50 130ZM54 128H55V130H54ZM21 129V130H20ZM39 129V130H38ZM23 130V131H22ZM5 131V132H4ZM7 131L9 132V133H7ZM14 131V132H13ZM21 131V132H20ZM47 131V132H46ZM52 131H54V132H52ZM58 131L60 132H62V134L63 135H61V133H58ZM16 132V133H15ZM25 132H27V133H25ZM42 132V133H41ZM49 132V133H48ZM65 134H64V133ZM13 133V134H12ZM30 133V134H29ZM47 133V136H48V142H47V136L45 137L43 134H46ZM54 133V134H53ZM4 134V135H3ZM6 134V135H5ZM16 134V135H15ZM27 134V135H26ZM48 134H50V135H52V136H50V135H48ZM67 134H68V136H67ZM70 134H71V136L72 137H70ZM2 135H3V137H2ZM11 135V138L9 139L10 141H8L7 140V138H9V136ZM16 136V140H17V143L15 144V143H13V141H15L16 142V140H14L12 137H15ZM20 135V137H18V136ZM24 136V137H23ZM39 136V137H38ZM43 136H44V140H43ZM6 137V138H5ZM18 137V138H17ZM59 137V138H58ZM76 139V141H75V139ZM13 139V140H12ZM18 139H19V142H18ZM22 139H23V141H22ZM26 139V140H25ZM42 139V140H41ZM61 139V141H59ZM6 140V141H5ZM25 140V141H24ZM65 140H67V141H69V142H66ZM71 140V141H70ZM44 141V142H43ZM57 141L59 142L58 144H57ZM4 142V143H3ZM7 142V143H6ZM10 142H12V143H10ZM47 142V143H46ZM72 142V143H71ZM74 142H78L80 145H81V147L83 148H81V147H79L80 145L77 143H74ZM6 143V144H5ZM8 143H10V144H12V146H10L11 148H13V149H10V148H7V144ZM27 143V144H26ZM55 143V144H54ZM61 143V144H60ZM65 143V144H64ZM68 143V144H67ZM69 143H71L70 144V146H69ZM21 144V145H20ZM25 144V145H24ZM45 144H48V145H45ZM64 144V145H63ZM5 145H6V147H5ZM18 145V146H17ZM20 145V146H19ZM27 145V146H26ZM63 145V146H62ZM71 145H72V147H71ZM75 145H77L76 146V148L74 147ZM8 146V147H9ZM14 146V147H15ZM22 146V147H21ZM47 148H46V147ZM50 146H52L51 148H50ZM66 146H68V148L66 147ZM3 147H5V148H3ZM45 147V149H43ZM57 147V148H56ZM61 147H62V149H61ZM56 148V149H55ZM64 148V149H63ZM72 148H73V150H72ZM80 150H79V149ZM5 149V150H4ZM43 149V150H42ZM58 149V150H57ZM76 149V150H75ZM8 150V151H7ZM11 152H10V151ZM13 150V151H12ZM55 150V151H54ZM63 150V151H62ZM78 150V151H77ZM9 152V153H7V152ZM18 151V152H19ZM45 151V152H44ZM49 153V155H47L46 153L47 152ZM50 151L51 152H53L54 154H55V156L56 157H58V159L56 158V157H54V158H52L53 160H50L51 158V156H50ZM67 151V153L66 154H64V152H66ZM68 152H70V153H68ZM77 152V153H76ZM79 152V153H78ZM84 153V154H86V155H84V154H81V153ZM7 153V154H6ZM27 153V154H26ZM43 153H45V154H43ZM51 154L52 155V157H53V155L54 154ZM26 155V157H25V155ZM39 154V155H38ZM41 154H43L42 156L43 157H41L40 155ZM70 154L72 155V156H70ZM35 155V156H34ZM57 155H59V156H57ZM95 156V158H98V155L95 153L94 154ZM97 155V156H96ZM44 156H46V157H44ZM50 156V157H49ZM88 156H92V158H89V160H88ZM67 158V159H63V158ZM72 157H80V160L79 159H72ZM82 157V158H81ZM39 158V159H38ZM45 158V159H44ZM33 159V160H32ZM42 159V160H41ZM59 159H62V160H59ZM85 159L87 160V161H85ZM91 159H94L93 160V162H92V160ZM46 160V161H45ZM47 160L49 161V164H47L48 162H47ZM56 160H57V162H56ZM59 160V161H58ZM77 160V161H76ZM52 161V162H51ZM67 163H65V162ZM76 161V162H75ZM86 163H91V165H88V164H86ZM89 161V162H88ZM43 162V163H42ZM45 162H47V163H45ZM97 162H99L98 163V165H99V167L98 166H96V164H97ZM37 163V164H36ZM50 163H54L55 165H53V164H51V166H50ZM56 163H58V166H57V164ZM59 163H63V164H59ZM70 165H69V164ZM76 163V164H75ZM80 163H85V164H81V166H83L82 168H81V166H80ZM44 164H46V165H49V166H46V168H44L45 167V165ZM64 164H66L67 165V167H66V165L64 166ZM79 164V165H78ZM34 165H36V166H34ZM40 165V166H39ZM61 165V166H60ZM63 165V166H62ZM76 165H78V166H76ZM88 165V166H87ZM97 167H95V166ZM54 166H56V167H54ZM71 166V167H70ZM79 166H80V168H79ZM103 168H102V167ZM107 166V167H106ZM48 167H49V169H48ZM64 167H65V169H64ZM91 167H95V169H94V171L96 172V174L94 175L93 174V172H90L91 170H92V168ZM107 169H106V168ZM52 168V169H51ZM63 168V169H62ZM87 168H89V169H87ZM98 168H102V169H104V170H97ZM41 169V170H40ZM57 169V170H56ZM78 169H80V170H78ZM85 169V170H84ZM87 169V170H86ZM45 170V171H44ZM51 170V171H50ZM75 170L76 171H78L77 172V175H76V172H75ZM85 172H84V171ZM88 170H89V172H88ZM38 171H40V173L38 172ZM83 171V172H82ZM87 171V172H86ZM45 172H47L46 174H47V176H45V175H43V173H45ZM48 172H50V173H48ZM70 172V173H69ZM52 173V174H51ZM54 173V174H53ZM50 174V175H49ZM73 174H75V175H73ZM54 177H53V176ZM57 175V176H56ZM50 176V177H49ZM62 176V177H61ZM70 177V178H69ZM82 177V178H81ZM92 177V179H89V180H87L86 178H91ZM49 178V179H48ZM51 178V179H50ZM63 178V179H62ZM69 178V179H68ZM86 179L85 181H84V179ZM99 178V179H98ZM9 180H8V183L10 184H12V186L13 187H15L14 186V184H16V182H18L17 184H16V189H19V188H21V187H19V185H22L23 183L21 182V181H19V179L18 178H16V177H11V178H8ZM10 179H12V180H10ZM18 179V180H17ZM83 179V180H82ZM100 179H102V180H100ZM53 180V181H54ZM64 180H65V182H64ZM118 180V181H117ZM14 183H12V182ZM72 181V182H71ZM19 182H21V184H19ZM67 182L68 183H70L69 185L67 184ZM92 182V184H91V186L94 184ZM63 183V184H62ZM101 183H104V184H102V186H101ZM108 183V184H107ZM19 184V185H18ZM59 184V186H57ZM82 184V185H81ZM94 184V185H95ZM111 184V183H110ZM17 185H18V187H17ZM66 185H68V186H66ZM93 185V186H94ZM86 186V187H85ZM96 186V185H95ZM96 186V187H97ZM22 189V188H21ZM0 197H1V201H0V209H2V210H0V213L2 214V215H0V230H2V232H3V230H4V233L6 234L7 232V234L6 235H8V236H12V238L14 237L15 238V236H17L15 239L13 238V240L12 239H10L9 237H7L6 239H4V240H6L5 242H3V240L1 239V241L3 242V244H1V242H0V263L1 264H8V262L9 261H11L12 260V262H10L9 264H18V263H23V262H21V260H23L24 261V263H25V261L27 260V259H31L30 257H31V255H34L35 253H37L38 254V252H36V251H39V252H41L42 253V250H43V248H46L48 251H50L49 250V246H50V249H51V251H55L56 249L54 248V247H58V246H54L56 243H57V241H59L60 242V240L62 239V238H66V242H65V240L64 241H62V242H58V245H59V248H57V250L58 249H62L61 250V252H63V250L64 251H67V249H69V248H79V250H80V252L82 251V253H84V255L86 254V255H88V256H81L80 255V257L81 258H89V259H91V257H94V259L95 260H92V263H93V261H97L96 263H99V264H103V263H105V264H110V263H112V264H115L114 262H116V264H123L124 263V261H123V259H124V256H126V257H128V255H125V253H127V251H128V248H126V247H123V246H120V247H117L116 246V240H117V237L118 238H120V240H121V238L124 240H122L123 242H126V241H128L126 238L128 237V235H126V238L125 237H123L122 236V233H125V232H130V231H128V227H126V229H120V228H118V229H113V230H115V231H113V232H111L112 230H109V229H112V228H110V226H109V222H111V221H115L114 219H116V221L118 220H120V222L123 220L124 221V218H126V219H130V220H125L124 222H126V221H128V222H126V224H129V222H133V223H131V224H137L136 222H137V220L138 219H141V220H138V224H140L141 223V221H143L142 219H144V221L143 222H148L149 220H151V219H147V218H145V217H121L122 218V220H121V218H120V216L119 217H117L116 218V216H117V212L116 211H118V209H117V207H119V206H121V204H123L124 202L123 201H125L126 203H127V200H123L122 202L121 201H119V202H116L117 203V205H118V203H119V205L116 207V209L115 208H113L112 210H110V211H107L108 213L109 212H114L115 210V217H114V213H113V215L111 214L110 216H112V217H110V216H108L106 213V211L105 210H107L106 208L108 207L107 205H109V204H111V205H113L114 206V202L112 201V203H106V208H105V210L102 208V206L103 205H105V203L102 205V206H100L101 204H99V202H93V204H86V205H84V206H86L87 208H89V207H91L92 206V209L91 208H89V209H91V210H87L86 211V209H84L85 207L83 206V205H81V207H79V206H77L76 204H75V208H74V206H73V204L74 203H72V202H62L63 204H60V202L59 201H57V203H52L51 201H49L47 204L44 202V201H42L43 199L40 197L39 199H41V201H39V199L37 198L38 196H34V195H32L31 197L30 196H28V195H25V196H22V199L20 198L21 196H19V200H17V196H15V197H13V199H12V197H10L11 198V200H10V198L8 197V196H3V195H0ZM4 197L6 198V199H4ZM25 197V198H24ZM28 197V199H26ZM32 199L33 197H35V198H33L32 200H30V198ZM8 198V199H7ZM23 198H24V200H23ZM4 199V200H3ZM35 199V200H34ZM38 199V200H37ZM3 200V201H2ZM6 200V201H5ZM30 200V201H29ZM5 201V203H6V207H5V203H3ZM8 201V202H7ZM35 201V202H34ZM36 201H39V202H36ZM58 202H59V206H61V208H59V207H56L55 208V205L57 204L58 205ZM101 202V201H100ZM104 202V201H103ZM121 202V203H120ZM39 203V204H38ZM43 203H45V204H42ZM115 203V204H116ZM126 203H124L126 206H127V204ZM37 204V205H36ZM64 204H66V206H65V208H64ZM67 204H68V206H67ZM21 205V206H20ZM23 205H25V206H23ZM46 205H48V207L51 205L52 207H54L55 209H53V208H48V210L50 211H46V209L47 208H45V209H43V207L45 206V207H47ZM54 205V206H53ZM56 205V206H57ZM71 205V206H70ZM83 206V207H82ZM99 206V207H98ZM112 206V207H113ZM116 206V205H115ZM114 206V207H115ZM126 206H123L124 207V209L123 210H119V215L121 214L122 216L124 215H126V212L127 211H130V209L132 210V212H133V208H127ZM10 207V208H9ZM23 207V208H22ZM39 207V209H41L42 208V211H44V212H38L39 211V209L38 210H36L37 208ZM67 207V208H66ZM68 207L70 208V210L68 209ZM97 207H98V209H97ZM101 207V208H100ZM110 205H109V209L110 208H112ZM122 207V206H121ZM122 207V208H123ZM5 210H4V209ZM7 208V209H6ZM12 208V209H11ZM34 208H36V209H34ZM72 208L74 209V212H75V210H76V213H77V211L79 212V215L77 216V215H75L74 214V212L72 211ZM121 208V209H122ZM8 209H10V210H8ZM63 209V210H62ZM67 209V210H66ZM83 209H84V212H85V214H80V211H81V213H84V212H82L83 211ZM102 209V210H101ZM127 209H129V210H127ZM30 210V211H29ZM34 210H35V212H34ZM51 210H53V211H55V213H59L58 215H60V217L58 218V215L57 214H55L54 212H52L51 213ZM69 210V211H68ZM94 210V211H93ZM114 210V211H113ZM124 210H125V213H124ZM127 210V211H126ZM135 210V209H134ZM2 211V212H1ZM5 211V212H4ZM6 211L7 212H9V213H12V214H10V215H8V213L6 214ZM11 211V212H10ZM71 211V212H70ZM103 211L105 212V215H104V213H103ZM122 211V213H120ZM136 212H133V213H144V211H141V209H139V210H135ZM140 211V212H139ZM46 212V213H45ZM70 213V221H76L77 220V224H76V222H74V224H73V222H70L68 219H69V217H68V214ZM72 212H73V214H72ZM102 212V213H101ZM24 213V214H23ZM33 213V214H32ZM37 213H40V214H38V215H36ZM95 214V217H94V215L93 214ZM128 213V212H127ZM129 213H131V211L129 212ZM21 214V215H20ZM52 214L54 215V216H52ZM72 214V215H71ZM86 214H92V216H88V215H86ZM49 215H51V216H48ZM57 215V216H56ZM82 215H84L83 217H81ZM100 215H104L105 216V218H104V216H103V220L104 219H107L108 221L106 222V221H102L101 220V216ZM16 216V217H15ZM29 216V217H28ZM33 216H35V217H33ZM39 217V218H37V217ZM63 216V217H62ZM87 216V218L89 219V217H91L92 219V221H93V223H95V221L96 220H98L96 223L97 224H99V226H96L95 224H93L92 223V221L91 220H88L87 218V220L88 221H85L86 219H85V217ZM33 217V220H36V219H40V223H41V221L43 222V224L41 223H37V221L38 220H36L35 222L31 219ZM46 217V218H45ZM72 217V218H71ZM93 217H94V219H93ZM42 218H44V220L42 219ZM68 218V219H67ZM75 219V220H71V219ZM76 218H78V219H76ZM97 218V219H96ZM109 218V219H108ZM110 218H111V220H110ZM133 218V219H132ZM138 218V219H137ZM188 218H191L190 220L188 219L187 221H189L190 223H188V224H191V223H196V225L195 224H193L192 225V227L194 226V229H198V231H200L199 230V228H201V226H199V225H197L198 224V222H200V220H201V218L199 219V217L197 218V217H188ZM206 218V217H205ZM208 219H210V217H207ZM18 219V220H17ZM24 219V221H25V219H29L28 220V222L26 223V222H24L25 224H27L28 226H27V228H25L22 224H24L22 221V223L20 222V220H23ZM31 219V220H30ZM46 219H47V221H46ZM49 219H51L52 221H55V222H53L52 223V225L54 224H56L57 225V223L59 224L58 226H55V228H54V225L52 226L50 223H51V220H49ZM60 219V220H59ZM85 219V220H84ZM96 219V220H95ZM158 219V218H157ZM193 219H197V220H199L198 222H196L195 220H193ZM212 219V218H211ZM211 219H210V221H211ZM69 222H68V221ZM80 220L82 221V223L80 222ZM133 220V221H132ZM153 220H155V219H153ZM160 220V219H159ZM214 220V219H213ZM212 220V221H213ZM15 221V222H14ZM30 221V222H29ZM32 221L34 222V224L32 223ZM89 221H91V222H89ZM139 221H140V223H139ZM152 221V220H151ZM163 221V220H162ZM162 221H157V222H161L162 223ZM192 221V222H191ZM202 221H205V222H208V220H204V217L202 218V220H201V224L203 223ZM215 221V220H214ZM213 221V225H216V226H213V225H210L212 222H208V224L209 225H207V223H206V230H207V233H209V234H207L206 233V230H204L205 229V222L202 224L203 226H202V228H204L203 230H201L200 231V233L201 232H203L204 233V235H203V237H202V235L200 234L198 237H199V239H197V240H200L201 241V238H204V237H207V236H205V233L207 234V235H210L212 232H213V229L211 230V233H210V231L208 230V229H210V228H215V227H217L219 224H220V222H218V224H217V221H216V224H215V222ZM219 221V220H218ZM19 222L21 223V224H19ZM44 222H47V223H45L44 224ZM79 222V223H78ZM84 222V223H83ZM85 222H87V223H91V224H88V226L89 227H92V226H96L95 228H97V231L98 232H100V231H102L103 230V227L104 228H106V227H108V228H106V230L111 234V236H109L108 238L106 237V236H108L107 234H108V232L106 233V234H104V236L106 237L105 239H107L108 240V242H104V237H102L103 236V233L99 236V233H97V235H95V236H97V239L95 238V236H93L94 235V233H95V228H93L92 227V230H89V229H91V228H89L88 226H87V223H85ZM135 222V223H134ZM155 222V221H154ZM64 223H67V224H65L64 225ZM107 223V224H106ZM222 223V222H221ZM24 224V225H25ZM29 224L31 225L32 224V229H31V227L29 226ZM37 224H38V226H37ZM47 224H49V225H47ZM69 224V226H67ZM72 224H73V226H72ZM86 224V226L84 227V225ZM104 224V226H102ZM200 224V223H199ZM200 224V225H201ZM223 224V223H222ZM221 224V225H222ZM227 223H225V224H223V226L224 225H226ZM35 225V226H34ZM40 225H41V227H40ZM44 225V226H43ZM49 228L48 229V232H52L53 230H55L54 232H57L58 233V235H59V231L61 230V233H64V232H62V229L63 228H65L63 231H65V232H67V230L69 231H71V238H72V236H74V234H76V231L75 230H79V231H81V230H83V229H81V228H84L85 229V233L87 234H85V233H83L84 234V238L86 237V239H84V240H79V238L81 237V235H83L82 234V231H81V235H80V233H79V235H80V237L78 238V237H76L77 235H75V237H76V241H80L79 243L81 244L82 242H84L85 240L87 241V239L89 238V237H91L92 236V240L91 239H89V240H91V241H85L84 242V244L85 245H83V243L81 244V246H80V244L78 243V247H75V245L73 246V244H76L77 245V243H75L74 241H72L69 237V232L67 233L68 235L67 236H61V233H60V235H59V237L61 236V239L60 238H58V239H56L53 235L55 234L54 232L53 233H48V234H46V233H44V235L46 234L47 236H49V234H50V236H52V237H54V239H52V241H56L55 243H54V245H49V246H43V244L44 243H46L48 240H50L49 242H51V244L53 243L52 241H51V239L48 237H46L45 238V236L43 235L42 236V233L41 234H39L40 232H41V229H42V227H43V230L42 231H46L47 229H46V226ZM51 225V226H50ZM64 225V227H61V226H63ZM75 225V226H74ZM79 225H80V227H79ZM26 226V225H25ZM68 227V228H66V227ZM71 226V227H70ZM83 226V227H82ZM198 226V227H197ZM210 228H209V227ZM213 226V227H212ZM227 226H228V224H227ZM34 227V228H33ZM37 227V228H36ZM44 227H45V229H44ZM62 229H61V228ZM72 227H74V228H72ZM100 227V228H99ZM191 227V232L193 231V228ZM196 227V228H195ZM207 227H208V229H207ZM230 226H228V227H226V226H224V227H221L220 228V226L219 227H217V229L215 228V230H218L219 231V233H222L223 235H221V234H216L215 233V235H216V237L217 236H219V237H223L224 236V238H222V242H224L225 241V238L228 236V238H229V240L231 241V243H230V241H229V247H230V245L231 246H233L232 248H228L227 249V251H229V253L232 255V258H235V256L237 255L236 254V252L238 253V256H239V258H240V255L241 256H243L242 254H241V252H240V249H242L243 247L241 246V245H243V244H241L240 246H241V248H239L240 246H238L239 245V242H241V241H243L244 243H245V241L244 240H242L243 238H241V236L242 237H248V234L250 233V235H251V232H248L247 233V231H245V229L244 228H240V227H233L234 229H236V230H240V229H242V230H244L243 232H246V234L247 235H245V233L243 234H241L240 235V237L238 236V234H237V232H236V234H237V236H238V239H237V236H235V235H233V233H231V231H233V232H235L234 230H230V229H233L232 228V226H231V228H229ZM30 228V229H29ZM58 228H60V229H58ZM79 228V229H78ZM86 228H88V230L89 231H87L86 232ZM186 228V229H185ZM184 228V231H187V229H189V226L188 227H185ZM228 229L229 231H230V233H225L226 231V229ZM239 228V229H238ZM16 229V230H15ZM35 229V230H34ZM38 229V230H37ZM56 229H58V230H56ZM67 229V230H66ZM74 231H73V230ZM19 230V231H18ZM94 230V231H93ZM105 230V229H104ZM104 230L102 231V232H104ZM122 230V231H121ZM127 230V231H126ZM137 230V229H136ZM136 230H134V231H132V232H130V234L129 233H125V234H129V235H131V233H137V234H139L140 235V233L142 234V232L145 230V232H143V234L144 233H148V231H146V229H139L138 228V230L136 231ZM220 230H222V232L220 231ZM242 230H241V232H242ZM30 231L31 232H34V233H36V232H38V234H39V236H37V234H34L33 233V235L34 236H37V237H39L40 238V240L41 241H39V242H43L44 241V239H45V242H43V243H38L37 245H35L36 243H37V241L36 240H38L36 237H34V236H31V238H30V236H28L27 235V233L28 234H31L32 235V233H30ZM36 231V232H35ZM73 231V232H72ZM189 231V230H188ZM198 231H197V233H198ZM75 232V233H74ZM78 232V231H77ZM89 232H92V233H89ZM94 232V233H93ZM115 232H118L117 234L115 233ZM120 232H121V235H120ZM140 232V233H139ZM150 232V231H149ZM10 233H15V234H10ZM18 233V234H17ZM25 233V236H22L23 234ZM57 233L55 234V236L57 235ZM72 233H74L73 235H72ZM113 233H115L116 235H114ZM240 233V232H239ZM22 234V235H21ZM51 234H53V235H51ZM93 234V235H92ZM109 234V235H110ZM112 234H113V236H112ZM136 234V235H137ZM225 234V235H224ZM232 234V235H231ZM235 234V233H234ZM14 235V236H13ZM28 237H27V236ZM44 237L43 239H42V237ZM57 235V236H58ZM86 235V236H85ZM89 235H91V236H89ZM118 235H120V236H122V237H120V236H118ZM124 235V234H123ZM135 235V234H134ZM244 235V236H243ZM254 235V234H253ZM253 235H251V236H253ZM89 236V237H88ZM115 236V237H114ZM117 236V237H116ZM24 237V238H23ZM101 237V238H100ZM111 237H114V239L113 238H111ZM231 237H234V239H235V241H237L238 240V242H235L234 241V239H232ZM253 237H256V238H254V239H256L257 240V238L259 237L260 238V236L259 235H255V236H253ZM253 237H251V239L253 238ZM17 238H19V239H17ZM25 238H26V244L28 245H30V247H29V245H28V247H27V245L25 244ZM27 238H30V239H27ZM35 239V241H36V243H35V241H34V243L33 242H31V241H29V240H31V239ZM69 238V239H68ZM77 238H78V240H77ZM103 238V239H102ZM129 238V237H128ZM166 238V237H165ZM262 238V237H261ZM8 239H10V240H8ZM23 239H24V241H23ZM48 239V240H47ZM56 239V240H55ZM60 239V240H59ZM96 239V240H95ZM101 239L103 240L102 241V243H101ZM164 239V238H163ZM168 238H166L165 240H167ZM206 239V238H205ZM221 239V238H220ZM224 239V240H223ZM237 239V240H236ZM254 239H252V240H254ZM8 240V241H7ZM73 242L72 244H71V241ZM94 240V241H93ZM98 240V241H97ZM99 240H100V242H99ZM111 240H113V241H115L114 243H112V242H110ZM119 240V239H118ZM117 240V241H118ZM203 240V239H202ZM240 240V241H239ZM14 241V242H13ZM20 241H22V242H20ZM33 241V240H32ZM67 241H70V242H67ZM93 241V242H92ZM95 241H97V243L99 242V246H98V244L96 243V245H95ZM164 241V240H163ZM167 241H169V240H167ZM167 241H164V242H167ZM227 241V238H226V243L228 242ZM258 241V240H257ZM259 241H261V240H259ZM6 242H7V244H6ZM8 242H9V245H8ZM20 242V243H19ZM29 242V243H28ZM30 242H31V244H30ZM64 242V243H63ZM89 242H92L91 244H92V246L94 245L95 247H96V249H94V247H91V244H89ZM120 241H118V243H119ZM247 243H248V241H246ZM17 243H18V245H17ZM32 243L34 244L33 246H34V250H35V247L37 248V249H39V250H36V251H34V254H32L33 253V251L31 252V249H29V248H32ZM48 243V242H47ZM62 243H63V245H62ZM88 243V245H86ZM105 243V244H104ZM109 243H111L110 245H109V247L107 248L106 246H108V244ZM167 243H169V242H167ZM236 243V244H235ZM24 244V245H23ZM50 244V243H49ZM71 246H73V247H69L70 245ZM103 245V248H101V246ZM112 244H114V245H112ZM234 244V245H233ZM238 244V245H237ZM2 245V246H1ZM8 245V246H7ZM42 246V247H39V246ZM112 245V246H111ZM237 245V246H236ZM6 246V247H5ZM15 246H16V248H15ZM25 246V247H24ZM38 246V247H37ZM52 246V247H51ZM54 246V247H53ZM87 246H88V249H89V247H91L92 249H87ZM98 246V247H97ZM115 246V247H114ZM235 246V247H234ZM5 247V248H4ZM21 247H23V249L21 248ZM28 248V250L29 251H27L26 249H24V248ZM69 247V248H68ZM104 251V248L106 249V250H110V251H112L111 249L112 248H114L116 251L118 250V253H121V251H120V248H122V249H124L123 251H125L124 253L122 252L120 255L117 253L116 255H113V252H110L109 251V253H111V254H109V253H107L106 251H104V252H102L101 251V249ZM111 248V249H110ZM235 248H238L237 250H235ZM8 249H10V250H8ZM17 251H16V250ZM32 249V250H33ZM42 249V250H41ZM45 249V250H46ZM114 249H113V251H114ZM121 249V250H122ZM232 249H233V251L235 252H233L232 251ZM25 250V251H24ZM92 250V251H91ZM127 250V251H126ZM239 250V251H238ZM243 250H246L245 249V247H244V249ZM249 250H251V248L249 249L248 248V250L247 251H249ZM25 252V254L23 253V252ZM50 251V252H51ZM120 251V252H119ZM230 251H232V252H230ZM242 251V250H241ZM20 252L23 254V256L24 257H26L27 255H30V256H28V257H26V259L23 257V259H21V257H22V254L21 255H19L20 254ZM26 252H28V253H26ZM30 252H31V254H30ZM97 252V253H96ZM7 253H14L13 255H8ZM19 253V254H18ZM81 253V254H82ZM107 253V254H106ZM226 253V252H225ZM228 253V252H227ZM16 254H17V256H16ZM27 254V255H26ZM36 254V255H37ZM40 254V253H39ZM39 254H38V256H36L35 255V257H37V260L36 261H34L33 259H31V262H30V260H27V261H29L28 263H27V261H26V263L25 264H33V261H34V264H35V262H37V261H39V262H37V263H39V264H41V262H46L47 260V258H45V254L46 253H42L40 256H39ZM52 252L49 254V256H47L48 254H46V257H49V258H54V259H58V258H60L59 259V262L61 263V260L63 261L64 260V258H61L62 256H59L60 254H58L57 253V257L54 255V253H53V256L54 257H51L52 255ZM64 254V253H63ZM63 254H61V255H63ZM92 254H94V255H92ZM236 254V255H235ZM10 257V258H8V256ZM20 257H19V256ZM42 255L44 256V257H42ZM97 255V256H96ZM227 255V254H226ZM231 255H230V257H231ZM89 256H91V257H89ZM119 258H118V257ZM120 256H121V258H120ZM238 256H237V258H238ZM13 257H14V261H13ZM34 256H32V258H34V259H36ZM39 257H41V260L39 259L38 260V258ZM97 258V260H96V258ZM103 257H104V259H103ZM125 257V258H126ZM2 258H3V260H2ZM16 258V259H15ZM44 258V260L42 261V259ZM107 258V259H106ZM111 258V259H110ZM9 260V261H7V260ZM11 259V260H10ZM18 259H19V262H18ZM21 259V260H20ZM25 259V260H24ZM53 259V260H54ZM101 261H99V260ZM106 259V262L104 261ZM117 259V260H116ZM15 260H17L16 262H15ZM48 260H50V259H48ZM102 260L104 261L103 263H102ZM41 261V262H40ZM51 261V263L50 264H52V262H53V264H56V263H54V261H52V259L50 260ZM58 261V260H57ZM56 261V262H57ZM65 261V260H64ZM73 261V260H72ZM111 261V262H110ZM118 261H121V263L120 262H118ZM43 262V263H44ZM59 262H57V264H59ZM94 262V263H95ZM42 263V264H43ZM47 263V262H46ZM62 263H64V264H66V263H68V264H70V262H67V260H66V263L65 262H62ZM61 263V264H62ZM78 263L79 264H85L83 261H80V260H78ZM77 262L76 263H73V264H78ZM93 263V264H94ZM95 263V264H96ZM48 264V263H47ZM72 264V263H71ZM88 264V263H87ZM89 264H91V263H89ZM126 264V263H125Z\"/></svg>",
  "mask_w": 264,
  "mask_h": 264
}]
</instances>
